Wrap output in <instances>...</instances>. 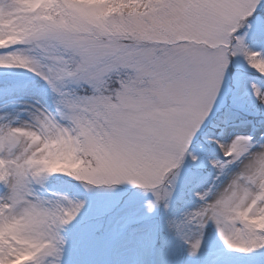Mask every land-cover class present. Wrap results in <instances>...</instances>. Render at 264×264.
I'll return each instance as SVG.
<instances>
[{
	"label": "rangeland",
	"instance_id": "obj_1",
	"mask_svg": "<svg viewBox=\"0 0 264 264\" xmlns=\"http://www.w3.org/2000/svg\"><path fill=\"white\" fill-rule=\"evenodd\" d=\"M262 3L0 0V264H60L66 240L65 264H141L124 242L156 238L168 216L157 264H252ZM121 183L162 199L149 212L139 190H110ZM101 224L111 243L83 251Z\"/></svg>",
	"mask_w": 264,
	"mask_h": 264
},
{
	"label": "snow or ice",
	"instance_id": "obj_2",
	"mask_svg": "<svg viewBox=\"0 0 264 264\" xmlns=\"http://www.w3.org/2000/svg\"><path fill=\"white\" fill-rule=\"evenodd\" d=\"M261 7L264 8V3L261 4ZM253 16H256L255 10H253L251 16L246 18L249 20V23L247 25L249 29L253 28V24L251 23ZM255 26L259 29L260 34L264 36V15L257 17V22ZM123 186H126L131 189H137L142 194H144L147 197L146 207L149 212H151L154 208H156L162 199L161 194L159 192L155 191L146 184L137 185L134 183H121L118 184L116 187L111 188L110 190H115ZM81 208H83V206H81ZM80 213L81 212H79L76 215V217L70 218L72 222L77 219ZM169 224H171V221H169ZM110 243H111V238L107 231V225L101 224L96 228L91 238H85L81 241L80 247L83 251L88 252L95 250L101 246H107ZM200 247H202V243ZM67 248H68V242L66 240L64 247L60 252V264H65V255L67 253ZM163 248H164V244L159 238L139 240L133 237L124 242L121 250L126 252L127 254L142 255L143 259L141 261V264H157L156 258ZM196 252L198 255L199 248L196 249ZM244 255H250L255 257V259L252 261V264H264V247L254 248L251 250V252L244 253Z\"/></svg>",
	"mask_w": 264,
	"mask_h": 264
},
{
	"label": "trees",
	"instance_id": "obj_3",
	"mask_svg": "<svg viewBox=\"0 0 264 264\" xmlns=\"http://www.w3.org/2000/svg\"><path fill=\"white\" fill-rule=\"evenodd\" d=\"M151 1V0H150ZM162 1V0H161ZM254 18V17H253ZM252 18V19H253ZM221 114H223V111H222V113ZM221 114L219 115V116H216L213 120H214V122H217V126H222V124H220V122H218V120H220V119H222L221 117ZM224 114H225V112H224ZM183 197H185V195L183 196ZM182 197V198H183ZM182 206H184V204H182V202H176L175 204H174V208H175V211H178ZM172 217V216H171ZM171 217L170 216H168V218H167V221L169 222L170 220H171ZM169 231H170V224H168L167 225V228L166 227H158L157 228V231H156V238H159L161 241H163V243H166V239H167V236H168V233H169Z\"/></svg>",
	"mask_w": 264,
	"mask_h": 264
}]
</instances>
